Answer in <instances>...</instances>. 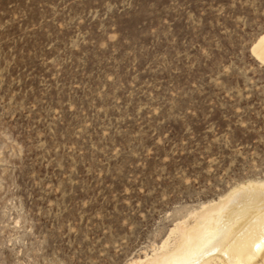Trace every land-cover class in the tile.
Listing matches in <instances>:
<instances>
[{"label":"rangeland","instance_id":"374dc122","mask_svg":"<svg viewBox=\"0 0 264 264\" xmlns=\"http://www.w3.org/2000/svg\"><path fill=\"white\" fill-rule=\"evenodd\" d=\"M263 32L264 0H0V264H144L264 184Z\"/></svg>","mask_w":264,"mask_h":264},{"label":"bare ground","instance_id":"6f19581e","mask_svg":"<svg viewBox=\"0 0 264 264\" xmlns=\"http://www.w3.org/2000/svg\"><path fill=\"white\" fill-rule=\"evenodd\" d=\"M251 51L257 59L264 62V32L253 44ZM260 191H264V184H247L234 189L225 198V202L200 215L201 220L196 227H185L173 248L169 246L170 249L147 259L144 264H224L222 256H219L220 259L213 256L215 251L223 254L227 264H264V211L259 210L234 233L231 222H227L230 212L224 214L226 221H219L227 205L239 204L241 198H253ZM213 222L216 225L212 226ZM167 245L166 240L161 247L169 248Z\"/></svg>","mask_w":264,"mask_h":264}]
</instances>
